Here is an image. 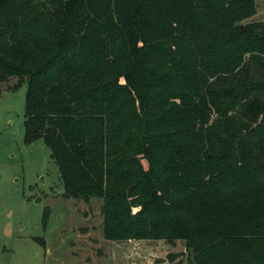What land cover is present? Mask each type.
Wrapping results in <instances>:
<instances>
[{
	"label": "trees",
	"instance_id": "obj_1",
	"mask_svg": "<svg viewBox=\"0 0 264 264\" xmlns=\"http://www.w3.org/2000/svg\"><path fill=\"white\" fill-rule=\"evenodd\" d=\"M255 1L0 0V82L27 83L24 141L50 148L66 198L102 201L106 239L264 264Z\"/></svg>",
	"mask_w": 264,
	"mask_h": 264
},
{
	"label": "rangeland",
	"instance_id": "obj_2",
	"mask_svg": "<svg viewBox=\"0 0 264 264\" xmlns=\"http://www.w3.org/2000/svg\"><path fill=\"white\" fill-rule=\"evenodd\" d=\"M255 2L244 22L264 20V0ZM16 83L0 82V264H194L182 240L104 237L102 201L66 198L50 148L24 141L27 83Z\"/></svg>",
	"mask_w": 264,
	"mask_h": 264
}]
</instances>
